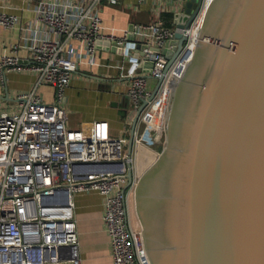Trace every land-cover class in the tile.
<instances>
[{"label":"built area","instance_id":"obj_1","mask_svg":"<svg viewBox=\"0 0 264 264\" xmlns=\"http://www.w3.org/2000/svg\"><path fill=\"white\" fill-rule=\"evenodd\" d=\"M64 1L34 9L50 36L34 43L23 62L15 54L16 45L0 57V77L10 71L34 76L29 90L14 93L11 106L0 99V264H80L71 198L74 193L90 192L100 197V220L112 264H149L140 229L131 226L128 208L137 176L134 152L141 144L137 128L152 103L179 77L185 59L191 58L209 0H201L178 54L163 75L165 53L172 52L175 44L171 17L167 25L159 15L179 11L185 0H134L152 4L153 18L145 24L130 23V29L119 35L103 34L98 15L101 2L115 4L116 0ZM15 23V16L0 12V30ZM70 41L81 44L87 62H92L97 41H108L120 50L126 64L129 120L162 76L153 99L138 116L129 159L126 137L109 136L98 120L91 122L88 134L65 127L63 92L78 66ZM40 84L52 88L50 102L41 100L36 90ZM126 162L132 181L124 188Z\"/></svg>","mask_w":264,"mask_h":264},{"label":"water","instance_id":"obj_2","mask_svg":"<svg viewBox=\"0 0 264 264\" xmlns=\"http://www.w3.org/2000/svg\"><path fill=\"white\" fill-rule=\"evenodd\" d=\"M200 2L171 13L175 48L162 75ZM202 11L193 54L170 85L162 147L134 182L133 209L149 264H264V0H209ZM161 79L130 119L127 159Z\"/></svg>","mask_w":264,"mask_h":264},{"label":"crops","instance_id":"obj_3","mask_svg":"<svg viewBox=\"0 0 264 264\" xmlns=\"http://www.w3.org/2000/svg\"><path fill=\"white\" fill-rule=\"evenodd\" d=\"M45 3L62 5L65 1L0 0V12L16 17L12 28L0 30V57L7 56L10 46L16 45L15 54L23 62L34 43L44 36H50L47 28L36 19L34 12L36 7ZM151 5L147 1L136 3L134 0H116L115 4L101 2L98 6L101 32L105 35H119L130 23H147L153 18ZM164 13L170 12L159 15L165 24L162 17ZM70 44L75 49L78 66L63 92L65 127L88 134L91 122L98 120L103 123L109 136L127 138L130 114L124 93L127 83V77L124 76L126 64L119 52L106 50L100 45L95 47L92 62H87L82 55L81 44L76 41H70ZM33 82V74L27 72L2 73L0 99L3 105L11 106L14 103V93L29 90ZM36 90L41 100L51 101L50 86L40 84ZM68 111L75 112L76 119L68 118ZM71 201L80 264H112L107 236L100 220L99 195L95 192L74 193Z\"/></svg>","mask_w":264,"mask_h":264},{"label":"rangeland","instance_id":"obj_4","mask_svg":"<svg viewBox=\"0 0 264 264\" xmlns=\"http://www.w3.org/2000/svg\"><path fill=\"white\" fill-rule=\"evenodd\" d=\"M169 90L170 86L163 90L158 99L154 101L148 109L145 119L142 123L140 122L138 124L137 135L141 144L139 145L140 147H138L139 149L134 152L137 176L152 162L162 147L163 116L161 117V114L163 115ZM67 117L73 120L76 119L77 114L68 111ZM133 188L134 184L129 192L128 208L131 226L136 227L138 226V222L133 209Z\"/></svg>","mask_w":264,"mask_h":264},{"label":"trees","instance_id":"obj_5","mask_svg":"<svg viewBox=\"0 0 264 264\" xmlns=\"http://www.w3.org/2000/svg\"><path fill=\"white\" fill-rule=\"evenodd\" d=\"M162 17H164V19H165V24L168 25V23H169V19H170V13H164V14L162 15Z\"/></svg>","mask_w":264,"mask_h":264}]
</instances>
